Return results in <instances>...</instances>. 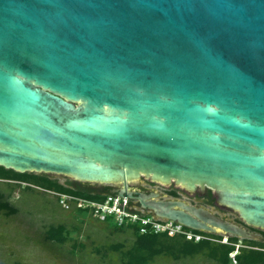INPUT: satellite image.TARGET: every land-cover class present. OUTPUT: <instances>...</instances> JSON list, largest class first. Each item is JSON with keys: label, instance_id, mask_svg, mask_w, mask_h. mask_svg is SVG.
Masks as SVG:
<instances>
[{"label": "water", "instance_id": "1", "mask_svg": "<svg viewBox=\"0 0 264 264\" xmlns=\"http://www.w3.org/2000/svg\"><path fill=\"white\" fill-rule=\"evenodd\" d=\"M0 167L115 185L154 218L264 231V0H0Z\"/></svg>", "mask_w": 264, "mask_h": 264}, {"label": "trees", "instance_id": "2", "mask_svg": "<svg viewBox=\"0 0 264 264\" xmlns=\"http://www.w3.org/2000/svg\"><path fill=\"white\" fill-rule=\"evenodd\" d=\"M0 180L10 181L7 182L8 184H11L12 181L25 182L40 188L53 189L61 194L94 202H102L106 197L72 191L51 180L50 176L46 174H20L0 167ZM15 185L20 186L18 183ZM169 194L173 198H178V191L176 189H170ZM8 209L6 200L0 194V214L9 215L11 211ZM77 213V217L82 220V225L87 218L92 219L91 216L87 215L86 211L78 210ZM237 221L241 223L240 220ZM94 222L99 224L101 229L111 236L116 237L128 234L130 239L115 241V243L106 242L101 245L100 242L91 239V236L88 235V244L76 239L73 244L74 249L78 248L86 251L90 247V253L97 256L102 253L105 255L115 254L118 258V264H153L159 257L168 258L172 261H180L199 256L204 257L213 264H264V244L258 241L239 240L236 237H230L227 239V243H222V237L192 230L193 233L207 238L195 243L187 241L182 236H168L167 234H155L152 232L141 233L139 226L119 227L109 219L103 222L95 219ZM81 228L82 226L76 228L77 235H80ZM60 242H62V239ZM234 252L236 254L232 258L231 255Z\"/></svg>", "mask_w": 264, "mask_h": 264}, {"label": "flooded vegetation", "instance_id": "3", "mask_svg": "<svg viewBox=\"0 0 264 264\" xmlns=\"http://www.w3.org/2000/svg\"><path fill=\"white\" fill-rule=\"evenodd\" d=\"M49 176L51 180L57 182L59 185L66 187L72 191L82 193L108 196L116 195L115 192L121 189L120 186L115 185H96L88 183H79L60 176ZM0 182L6 184L10 181L0 180ZM16 183L20 184V186H16ZM154 185L155 183L140 179L137 182H134L133 184L129 185L127 187V190L133 194H151L156 193L155 190L151 188ZM170 189H176L177 191L182 192V190L174 188L172 186L168 188V190ZM22 190L36 192V194H38L40 197L48 199L49 202L46 203V206L36 207L34 209L32 208L34 206L22 208L20 207L18 202ZM15 192H18L17 201L11 202L12 195ZM0 194L2 195V198L6 200L8 208L11 211L9 215L0 214L1 218L11 219L12 217H15L18 214H22V218H20V221H16L15 224H13L14 222L11 224H7V227H5L6 233L8 234V237L11 240L16 241V239H18L19 242L32 244L31 247L36 248V251L39 250V255L42 256L75 257L87 251L80 250L78 248L74 249L73 244L76 239L83 243L87 241L88 235L84 227L86 226V224L91 223V220L89 221L90 218H87L84 221V224L82 225V220L77 217V211L79 209L77 210V207L72 202H69L67 206H63L60 203V195L67 194H61L53 189L40 188L25 182L18 181H12L11 184L7 185V192L0 190ZM187 197L196 199L199 203L194 205L185 202L186 204L196 208H203L207 210L210 215H213L227 223L246 229L243 224L239 223L236 219H229L223 216L226 211L220 209L218 206L215 205V199L210 190H206L203 195L196 193L193 196ZM161 199H163L162 196ZM169 200L181 201V199L178 198H171ZM128 206L133 212H142L143 214L148 213L147 211L141 210L137 201L134 199H128ZM80 226H82L80 230V235H77L76 228ZM246 230L250 233L254 232L249 229ZM12 232L13 234H11ZM262 232L264 231L257 230V234H253L257 237L256 241L264 244V234H262ZM215 235L222 238L225 237L222 234ZM228 238H230V236L225 237V239ZM61 239L62 242H60Z\"/></svg>", "mask_w": 264, "mask_h": 264}, {"label": "rangeland", "instance_id": "4", "mask_svg": "<svg viewBox=\"0 0 264 264\" xmlns=\"http://www.w3.org/2000/svg\"><path fill=\"white\" fill-rule=\"evenodd\" d=\"M7 185L9 184L0 182V190L7 192ZM151 188L155 190L156 193L160 194L164 200H169L173 198V196L169 194L168 188H164L157 184H155ZM17 197H18V192L13 193L11 202L17 201ZM178 199H181V201L194 205L199 203L197 202L196 199L187 197L181 191H178ZM18 202L20 207L22 208L24 207L28 208L30 206H34L32 207L34 209L36 207L46 206V203L49 202V200L40 197L38 194H36V192L22 190ZM223 216L229 219L234 218L236 220H239L237 215L231 212L226 211L223 214ZM20 218H22V214L20 215L18 214L15 217H12L11 219H4L0 217V264H118L117 255L115 254L105 255L104 253H102L99 256H97L95 254L90 253L91 252L90 247L87 248L86 252H83L75 257H70V256L57 257V256L39 255L40 254L39 250L36 251L35 250L36 248L31 247L32 244L19 242L18 239L14 241L8 237L5 227H7V224H11L13 222H14L13 224H15L16 221H20ZM94 220H95L94 218L89 219L91 223L86 224L84 229L86 230L87 235L91 236V239L97 240V242H100L101 245L106 242L115 243V241H119V240L123 241L124 239L127 240L130 239V236L128 234L119 235L116 237L109 235L107 232L102 230L100 228L101 226L96 222H94ZM241 224L243 223L241 222ZM243 226L246 229L254 230L253 233L257 234L256 229L250 228L244 224ZM11 234H13V232ZM224 240L225 237L222 238L221 241ZM85 242L86 244H88V241ZM153 264H213V263L211 261L206 260L204 257L199 256V257L188 258L180 261H172L171 259L168 258L159 257L155 260Z\"/></svg>", "mask_w": 264, "mask_h": 264}, {"label": "built area", "instance_id": "5", "mask_svg": "<svg viewBox=\"0 0 264 264\" xmlns=\"http://www.w3.org/2000/svg\"><path fill=\"white\" fill-rule=\"evenodd\" d=\"M59 200L63 206H67L69 202H72L77 209L86 211L87 215L100 222L109 219L119 227L139 226L141 233L152 232L167 234L168 236H182L187 241L195 243L207 239L205 236L195 234L192 230L176 222L160 220L149 213L133 212L128 206V199H119L116 195H108L102 202H94L70 195H60ZM221 242L227 243V239ZM235 254L236 252L231 257L233 258Z\"/></svg>", "mask_w": 264, "mask_h": 264}]
</instances>
